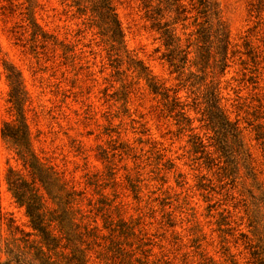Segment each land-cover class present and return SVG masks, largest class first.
<instances>
[{
  "label": "rangeland",
  "instance_id": "1",
  "mask_svg": "<svg viewBox=\"0 0 264 264\" xmlns=\"http://www.w3.org/2000/svg\"><path fill=\"white\" fill-rule=\"evenodd\" d=\"M110 1L122 46L72 0H0V264H264V0ZM11 173L74 223L55 249Z\"/></svg>",
  "mask_w": 264,
  "mask_h": 264
},
{
  "label": "trees",
  "instance_id": "2",
  "mask_svg": "<svg viewBox=\"0 0 264 264\" xmlns=\"http://www.w3.org/2000/svg\"><path fill=\"white\" fill-rule=\"evenodd\" d=\"M74 4L78 7L80 12L90 11L92 21H94L98 27L101 29L103 35L107 36L108 41L112 42V47L117 45L122 46L123 44V32L115 12V9L110 0H72ZM200 5H202V11L206 13L208 11L209 2L208 0H200ZM163 34L166 37V40H172L173 33L170 28H165ZM9 79L12 85V98L15 104H21L22 99V89L21 82L18 76L12 74L9 75ZM23 123V122H22ZM24 124L21 125H7V130L3 132V134L7 137L13 139V141L18 145L20 149V155L24 159V162L29 163L30 167L34 169V173L36 170L42 174H45L48 180H44V178H40L43 183L52 184V181L55 179L47 176L45 172V168L42 164H38L34 158L33 153L30 151L27 135L24 134L26 132L23 131ZM9 184L10 187L20 202V204L25 205L26 212L31 220V225L35 231L38 232V235L41 237V242L46 245V247L50 250L55 249L59 245L60 237L54 235L49 230L48 226L53 220H57V217L52 216L53 219L49 218L47 224L45 217V213L42 211L43 203H41L42 195H39L36 192V188H26L24 182L19 180V178L12 177V173L10 174ZM51 179V182H50ZM49 181V182H48ZM48 189V187H46ZM49 191V189H48ZM50 191H53L52 188ZM49 191V192H50ZM72 201V200H71ZM70 202V200H69ZM60 230L66 228L67 235L71 236L73 230V222L70 219L67 224H65L60 219L57 220ZM70 240V238H69ZM69 244V243H68ZM76 252V251H74ZM50 258V257H49ZM79 264H84L83 262Z\"/></svg>",
  "mask_w": 264,
  "mask_h": 264
}]
</instances>
